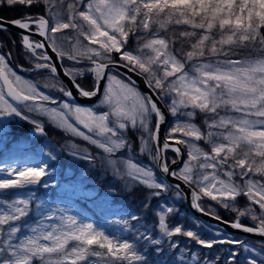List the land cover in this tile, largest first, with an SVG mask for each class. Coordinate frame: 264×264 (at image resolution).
Here are the masks:
<instances>
[{"label": "snow or ice", "instance_id": "6c2138e0", "mask_svg": "<svg viewBox=\"0 0 264 264\" xmlns=\"http://www.w3.org/2000/svg\"><path fill=\"white\" fill-rule=\"evenodd\" d=\"M4 5L44 6L39 16L25 13L11 21L0 17V31L8 30L6 24L23 30L21 44L28 59L54 80L45 87L57 88L73 100L62 73L77 95L89 100L99 96V102L87 108L45 94L13 71L11 53L0 52V147L7 140L10 120L27 121L43 136L45 124L35 117L47 118L55 128L100 150L92 155L72 144L70 155L88 160L93 168L98 160L102 174L119 181L123 192L140 189L144 195L141 212L121 211L112 222L117 227L110 231L36 195L37 187L58 185L49 163L58 160L56 154L42 148L23 167L13 159L0 167V264H216L220 259L194 251L190 242L209 250L234 244L264 255V243L257 249L243 240L217 239L219 228L213 237L204 238L191 226L173 223L171 218L181 215L177 202L187 197L179 184L165 182V177H173L188 185L191 207L198 212L264 237V0H0ZM68 30L72 36L65 34ZM130 39L135 48L128 47ZM65 60L71 63L66 66ZM120 69L142 77L150 91L141 92ZM85 76L91 79L90 89L77 82ZM168 114L173 120L161 142ZM198 115L203 116V129L194 123ZM26 147L17 141L13 150ZM169 150L182 161L179 169L170 167L164 155ZM144 154L159 174L138 161ZM71 175L66 170L65 186L95 202L99 192L86 189L87 173L75 181ZM9 190L20 191L7 199ZM115 193L109 185L102 200ZM241 196L248 201L244 208L237 206ZM203 198L235 212L236 220L222 221L206 212L200 204ZM34 200L36 213L29 220ZM241 217H249L253 226L242 224ZM194 223L197 229L209 228ZM236 256L230 251L227 264ZM245 259L246 264H258L255 256Z\"/></svg>", "mask_w": 264, "mask_h": 264}, {"label": "trees", "instance_id": "16d2710c", "mask_svg": "<svg viewBox=\"0 0 264 264\" xmlns=\"http://www.w3.org/2000/svg\"><path fill=\"white\" fill-rule=\"evenodd\" d=\"M25 13H28L33 16L42 15L44 14V6L43 5H33L31 8H28L25 6H12V7H9L7 5L0 6V17H3L6 21H11V20L20 18ZM65 34L68 36L73 35L71 30H68ZM135 46H136L135 40L130 39L128 47H135ZM68 47H70V45H68ZM0 52L11 53L10 64L13 68L22 69L25 71H29V73H33L32 71H30L33 68V62L28 59V56L30 54H27L26 50L22 47L21 37L17 33L11 32L8 30L0 31ZM242 52L244 55H247L249 50L245 49V50H242ZM260 54H264V53H260ZM255 55L256 53H253L252 58H254ZM233 58H239V57H233ZM63 63L64 65L67 66L71 62L65 60L63 61ZM85 63H87V61H85ZM37 71H40L41 75H49L48 70L46 69H40ZM77 82L81 83L82 86H84L86 89L91 88L92 82H91L90 77L88 76H85L83 79H78ZM197 118L200 119L199 121L200 124H197V125H199L203 129L204 127L203 116L198 115ZM171 120H172V117H171ZM42 121L46 127V135H43V136H41L38 133L33 132L34 126L24 120H19L18 118H16L14 120H10V122L6 121L7 123H9V132H8L7 137L9 140L16 142V141H19L23 136L29 137L30 135H32L33 140L40 141V143H32L33 149L38 148V146H42L43 144H49L50 146L49 150L52 153L57 155L58 160L55 162L60 166L61 169L70 167L72 168L74 173H77V174L87 173V178H86L87 183L86 184L89 186H96V188L98 189V192H105V189L109 185H112L113 187L116 188V193L111 198V201L113 205H117V208L120 210V212L123 210H127L128 212H131V213L141 212V209H142L141 201L144 195L142 190L137 189L136 191H133L131 193H125L121 190V184L119 181H115L111 175L102 174L103 169L101 168L98 160L96 161V167L93 168L88 160L74 158L72 155L69 154L72 151V148H71L72 144H76L80 146L82 149H87V151L91 153L92 155H97L100 150L88 144L84 140H81L77 137H74L72 135L65 133V131H61L55 128L54 126L49 124L47 121L45 120H42ZM128 135L133 141H136V136L134 133L129 132ZM166 135H167V132H166ZM28 142H31V141H28ZM199 145L206 151H209V149L206 146L207 144H205L204 141H200ZM134 151L138 152V147L136 146V144H134ZM80 154L84 155V152H81ZM164 155L167 158L168 162H170L172 159H175V155L171 151H166ZM14 156L18 157L17 151L13 152L10 150L5 151L4 149L3 150L0 149V167H3L5 163L11 159L10 157L15 158ZM142 158L147 161L146 156ZM53 163L54 162H50V164H53ZM152 166L156 170L155 166L154 165ZM38 191L39 190L36 189V192ZM11 193L12 192L9 190V196ZM168 195H171V192ZM10 197H7V199ZM163 198L164 197L162 196L161 199ZM243 201H244L243 196L238 197L237 206L242 207ZM76 203L81 206H84L86 204L80 201H75V204ZM155 203H156V200L152 199V204L154 205ZM200 204L205 209L206 212L215 213L219 215L222 218V220L235 221L237 218V214L235 212H231L226 209H223L215 201H212L208 198H203L200 201ZM177 206L180 208L181 215L171 218L172 222L173 223L181 222L186 226H191L192 230L200 231L202 232L203 237L205 236L208 237L204 229H197L195 227L194 222L197 221L198 219H195L194 217L190 215L183 201L177 203ZM150 215L151 214L149 213V216ZM240 222L244 224L245 226H253V223L247 217H241ZM131 223L134 224L135 222L131 221ZM233 237L236 240H243L248 243L252 242L251 240H246L238 236H233ZM181 239H186V238H181ZM261 244L262 243H260V246ZM215 248L216 247L214 246V248L209 250V252H207L206 254L208 255L209 259H214L216 256H219L220 259L216 261V264H221V258H223V254L222 253L218 254L214 252ZM237 251L239 252L240 250L238 249ZM197 252L203 253L201 251H197ZM239 258L240 256L237 255L235 260H239Z\"/></svg>", "mask_w": 264, "mask_h": 264}, {"label": "rangeland", "instance_id": "374dc122", "mask_svg": "<svg viewBox=\"0 0 264 264\" xmlns=\"http://www.w3.org/2000/svg\"><path fill=\"white\" fill-rule=\"evenodd\" d=\"M135 47H129V48H135ZM260 55H264V54H260ZM13 71H15L23 79L30 80V81L36 83L38 85L39 89L42 92H44L45 94L51 95L53 98H56L57 100L63 99L64 102H70V103H72L71 101H69L68 98L63 97V94L61 92H59L57 88H48V87H45L46 84L54 83V80L50 79L49 78V75H41V72L40 71H37V69H35V71H32L33 73H29V72L20 73L17 70H14V69H13ZM98 102H99V100L95 104H93V105H91V106H89L87 108L94 107V105H96ZM73 104H75V103H73ZM75 105H77V104H75ZM46 106L47 107H54L55 105H46ZM83 107H86V106H83ZM103 110L104 109H102V108H98L97 109V111H103ZM33 115L34 114H29L30 117H32ZM35 118L41 119V122L42 123H43L42 120L47 121V118H40V117H35ZM172 120H173V118H172ZM172 120H171V122H169V124H168V126L166 128V132H167V129L171 126ZM199 121H200V119L196 117V119L194 120V123L200 124ZM201 122H202V120H201ZM48 123L50 124V122H48ZM202 127H203V125H202ZM59 130H61V129H59ZM81 130H83V131L86 132L85 129H82L81 128ZM61 131H63V130H61ZM166 132H165V135H166ZM65 133H67L69 135H72V134H70V133H68L66 131H65ZM19 141H21L23 143H26L27 144V147L24 148L21 151H17L18 157H15V156H14L15 158L10 157L11 159L8 160V162H6L7 164H11L12 161H13V159H15V160H17L19 162L20 161H23V160H29V157L30 156L35 155V153L36 154H39L40 153V150L42 148L44 149L45 152L49 151V148H45V146L46 145L49 146V144H43L42 146H38L39 149L38 148H34L33 149L32 148V143H40V141L33 140L32 135H30L29 137H24L23 136ZM28 141H31V142H28ZM33 141H35V142H33ZM16 142H13L12 140H9L8 137H7V140L5 141L3 147H0V149H2V150L4 149L5 151L6 150H10V151L15 152L13 150V146L16 144ZM206 146L210 150L209 146L208 145H206ZM184 149H185V159L184 160H186L187 159V149L186 148H184ZM80 156H83V155L80 154ZM144 156H146L147 161L142 158ZM73 157L74 158H78L77 156H73ZM45 158L46 157L43 156V155L40 156V159H45ZM78 159H81V158H78ZM138 161L139 162H142L144 164H147V165H151L150 158L146 154H144V155H138ZM50 162H53V161L49 160V163ZM59 170H60L61 174L63 175V177H65V171L66 170H71V173H72L71 179L74 180V181L77 180L78 177L81 175L80 173L79 174L74 173L73 170H72V168H70V167L65 168V169H61L59 167ZM87 187H91V188H88V189L96 188V186H89V185L86 184V189H87ZM36 189L39 190L38 192H36V195L38 197H40L41 199L48 201L52 206L59 205V207L68 208V209H74L79 214L90 218L91 222H93L94 224H96V225H98V226H100L102 228H106V229H108L110 231L111 230H114L117 227L112 222L120 218V210L117 208V205H113L111 199H109L107 201H103L102 200V198L104 196V192H99V197H96L95 202L92 201V202L86 203L84 206H81V205H79L77 203L76 204L72 203L71 201H69V199L66 198L67 197L66 194L71 195L72 192H73L71 189H69L67 191V188L66 187H63L62 188L66 192H62L57 187L50 188V189H43V188L37 187ZM36 189H35V191H36ZM10 191L12 193L10 194L11 197L8 195V197H10L8 199H11L13 193H15L17 191H20V190H10ZM25 191H27V190H25ZM37 202L38 201H36V200L32 201V203L30 205L31 212H30V215H29V217L27 219L32 220L34 218L35 213H36V203ZM177 203H179V202H177ZM247 204H248L247 198L244 197L243 206L240 207V208L245 207ZM257 211H259L258 208H257ZM69 214H71V213H69ZM247 218L251 221V219L249 217H247ZM203 225H205V224H203ZM215 229L216 228H213V227H210V226H209V228L204 229L205 232H206V234L208 235V237L205 236L204 238H211V237H213L214 230ZM220 233H221V236L220 237H216L217 239H219V238H226V239L236 240V239H234L233 236H237V235L229 234V233L223 232L221 230H220ZM246 240H249V239H246ZM250 240L254 244L252 242H249V243L247 242L249 245H255V247L257 249H259L261 247L260 246V243H261L260 241L255 240V239H250ZM255 243H257V244H255ZM190 244L192 245L191 247L193 248L194 251H201L203 253L209 252V249H202L199 245H196L195 242H190ZM214 246L216 247L214 249V252H216L218 254H220V253L223 254V258H221V264H227V258H228V255H229V252L230 251H235V252H237V255L240 256L239 260L233 261L232 264H246V259L245 258L246 257H251V256H255L257 258L258 264H259L260 261H264V255H261L258 252H254V253L245 252L244 249L241 246H239V245H234V244H218V245H214ZM238 249L240 250L239 252L237 251Z\"/></svg>", "mask_w": 264, "mask_h": 264}, {"label": "water", "instance_id": "95a60500", "mask_svg": "<svg viewBox=\"0 0 264 264\" xmlns=\"http://www.w3.org/2000/svg\"><path fill=\"white\" fill-rule=\"evenodd\" d=\"M6 27H7L8 31L15 32L18 35H20V37H21V32L23 30L18 29L17 27H15V26H13L11 24H6ZM33 38L43 41V38L38 37V36H34ZM45 50H47L49 52V54L52 55L55 58V54L52 53L50 49H48L46 47ZM41 51H43V50H41ZM120 71L122 73H124L126 77H130L132 80H134L136 82L137 88L141 92L148 93L150 91L146 87V85L144 84L142 77L137 76L135 73H126L125 70H123V69H120ZM61 79L63 80L64 84H66L69 88H71V90L74 93V99L71 100L72 103H75V104H78V105H83V106H90V105L95 104L99 100V96L98 97H93L91 100H89L87 98H84V97H81V96L77 95L76 94V90L74 88H72L71 83L68 80V78L64 77L62 73H61ZM161 107H163V106H161ZM163 110H164V112L166 114L168 113V110H167L166 107L163 108ZM169 121H170V114L167 115V121L163 125H161V129H160V140H161V142H163L164 137L166 136L165 132H166V128H167V126L169 124ZM183 153H184L183 159H185V149H183ZM174 155H175V153H174ZM175 159H177V164L172 165L171 162H170L169 165L173 169H179L181 167L182 161L179 158H177L176 156H175ZM156 169H157V172L159 174V169L158 168H156ZM165 182H167V183H169L171 185L179 184L181 186V189L183 190V193L187 197V199H184V204H185L188 212L194 218L199 219L203 224L208 225V226L213 227V228H219V230H221L223 232H226V233H229V234L237 235L239 237L246 238V239H249V240L250 239H255V240L260 241L261 243H264V237H260V236H257V235L251 234V233H244L243 231H241L239 229L231 228L228 224H224L221 221H217V220L213 219L211 215H205L203 213L198 212L193 207H191V195H190V193H191L192 189L188 185L184 184L183 181L176 180L173 177H165ZM222 221H225V220H222Z\"/></svg>", "mask_w": 264, "mask_h": 264}, {"label": "flooded vegetation", "instance_id": "af4514ba", "mask_svg": "<svg viewBox=\"0 0 264 264\" xmlns=\"http://www.w3.org/2000/svg\"><path fill=\"white\" fill-rule=\"evenodd\" d=\"M38 52H40V50H37ZM42 62V61H41Z\"/></svg>", "mask_w": 264, "mask_h": 264}]
</instances>
